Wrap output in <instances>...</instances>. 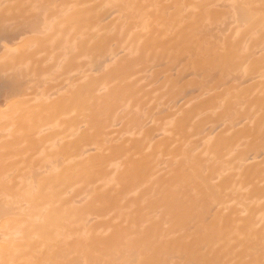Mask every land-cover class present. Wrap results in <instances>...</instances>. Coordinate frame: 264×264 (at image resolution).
<instances>
[{
    "label": "bare ground",
    "instance_id": "obj_1",
    "mask_svg": "<svg viewBox=\"0 0 264 264\" xmlns=\"http://www.w3.org/2000/svg\"><path fill=\"white\" fill-rule=\"evenodd\" d=\"M51 27L67 31L68 111L54 123L45 101L38 143L44 102L17 112L24 82L5 70ZM16 31L38 46L0 60V264H264V0H0V37ZM2 114L26 117L31 150L53 132L48 174L31 168L44 153L19 161Z\"/></svg>",
    "mask_w": 264,
    "mask_h": 264
},
{
    "label": "rangeland",
    "instance_id": "obj_2",
    "mask_svg": "<svg viewBox=\"0 0 264 264\" xmlns=\"http://www.w3.org/2000/svg\"><path fill=\"white\" fill-rule=\"evenodd\" d=\"M5 19H6V18H5ZM52 28H53V27H51V29H50V28L47 29V30L43 33V35H47V33H51V34H49L50 37L47 36L48 38H46V39H45V37H44L45 41H44L43 44H45V45L48 44V45H47L48 48H47V46H46V47L44 46L47 50H45V48H44V50H43V49L41 48L43 44H41V46L38 47V48L42 49L44 52H43L42 50L39 51V52L36 50L37 53L34 54V56H30V57H28L29 59H26V57H25L26 60L23 59L24 62H21L22 60H21L20 57H21L22 55H21V56H20V55H17V56H20V57H16L17 60H18V62H17V60H16L17 63L15 62V64H16V65H15V64H12L14 61H9V62H11L10 64H8L10 67H9V69L6 68V70H5L6 73H5V74H6V76H7V72H8V75H9L13 70H14V72H15V71H16V72L18 71V72H19V73H18V76H19V78H22V81H21V82H17V84L19 85V83H23V82L26 83V84L23 83L22 85L20 84V86L25 90V92L22 91V90H21L22 88H21V89H20V90H21V93L17 91L18 95H19V93L21 94L20 96L14 94V95H15L14 98L18 97V99H19V98H21V96L23 97L22 100H23V103L25 104V107H26V108L24 107V104H23V103H21L20 105L18 104V102H19L21 99L17 100V98H16V99L12 100V101H16V102L18 101L17 104L19 105V108H20V109H19V110H16L17 112L20 111V110L22 109V106H23V108H25V109H22V110H21V113H22V114L19 112L21 115H24V114H23L24 111H25V115H30L31 113H34V114L36 115V113H39L38 111L40 110V108L43 107V104H44V105L46 104L45 101H47V104H46V105H47V108H49V107L52 105L49 109H51V108H53V109L50 110V111H51V112H50L49 109L47 110L46 106H44V108H42V110L45 111V113L47 114V116H51V115H52L51 117H54V118H52V119L50 118V121L54 119L53 122L55 123V122L57 121V118H58V121H61V122H62V120H60V119H62V118H64V117L66 118V116H67L66 109H67V106H68V105H67L66 101H68V100L65 99V100H66V101H65L66 105H65V104H64V106L61 105L62 107H60L59 104H63V103H64V102H62L63 99H61V98H64V94L67 93V92H65V90H68L67 88H68V76H69V72H68V71H69V67H66V66H67V65H66L65 68H64V65H65V64H64V60H65V63H66V61L68 62V60H66V56L68 57V55H69V52H68V51H70V47H68V48L65 47L66 45L68 46L69 43L67 42V40H68L67 31H66L65 34H64V35H66L67 37H66V36L64 37V35H62V32L64 33V31H63V30H64V27H60L61 30H62L61 32H60V30H58V29H60L59 27H58V29H57V27H54L53 29H52ZM54 29H56L57 33L53 35L52 33H54V32H52V31H54ZM65 30H66V29H65ZM10 32H12V31H10ZM16 32H18V31H16ZM16 32H15V35H14V36L12 35V34H14V33L10 34L9 32H7V36H6V37H5V35H4V36L2 35V37H0V55H2V56H0V57H1L0 60L3 59V58L5 59V57H7V56H9V57L12 56V57H13V55L11 54L13 51H14V52H17V51L20 52L18 49H14V48H19L21 51H24V50H25V53H26L27 50L29 51V50L32 49L33 47L38 46V44L36 45V43H35V42H36L35 39H34V42H32V41H33L32 38L35 37L34 35H35L36 33H33V34H32L31 32H30V33H26V36H27V35H32V36H34V37L31 38L30 36H27V37H28L27 40H24L23 38L21 39V37H20V35H19V32H18L17 35H16ZM9 34H10V35H9ZM51 35L53 36L52 38H51ZM55 35H56V36H55ZM60 35H62L63 37H62V36L59 37V40H61V41H63V42L60 43V41H59V44H57V43H56L57 41L54 40V37L57 38V37L60 36ZM14 37H16V40H15ZM8 38H9V39H8ZM49 38H50V39H49ZM56 38H55V39H56ZM20 39H21V41H20L21 43H24V42L26 43L27 41H28V42L31 41V42L27 43V45L24 44V45H25V46H24L25 48H23V47H22L23 44H22V46H20V42H17V41H19ZM47 39H49V40H47ZM52 39L54 40V42H53ZM2 40L5 41V42H7L6 44L11 48V49H9V48H7V46H6V47H5V50H6L5 53L3 52V51H4V48H3L2 44H4V42L2 43V42H1ZM6 44H5V45H6ZM60 44H62V45H60ZM50 45H51V46H50ZM54 46H56V47H54ZM60 46H61V48H60ZM26 47H27V48H26ZM57 47H58V48H57ZM53 48H54V49H53ZM35 49H36V48H35ZM40 49H38V50H40ZM51 50H52V51H51ZM1 51H2V52H1ZM32 51L35 52V50H32ZM49 51H50L51 53H49ZM30 52H31V51H30ZM30 52H29V53H30ZM34 52H33V53H34ZM46 52H48V56H47V58L44 60V61H45V62H44V61L42 60V58H44V55H43V54H46ZM56 52H57L58 54H57ZM66 52H67V53H66ZM2 53H3V54H2ZM8 53H10L11 56H10V55H7ZM55 53H56V54H55ZM60 53H61V54H60ZM14 54H15V53H14ZM27 54H28V53H27ZM67 54H68V55H67ZM6 55H7V56H6ZM23 55H24V52H23ZM32 55H33V54H32ZM40 55H41V56H40ZM42 55H43V56H42ZM50 55H51V56H50ZM52 55H53V56L55 55V59H52ZM14 56H16V55H14ZM24 56H26V54H25ZM9 57H8V58H9ZM40 57H41V59H40ZM63 57H64V58H63ZM18 58H19L21 61H20ZM22 58H23V57H22ZM32 58H33V59L36 58V62L38 61V64H37L36 62L34 63L33 61H34L35 59L33 60ZM11 59L13 60L14 58H9V60H11ZM30 59H32V61H30ZM37 59H38V60H37ZM56 59H57V60H56ZM53 60H55V62H56V64H54V65L52 64V61H53ZM6 61H7V60H6ZM29 61H30V63L32 62V64H33L32 67H29V66L31 65V64L29 63ZM42 61H43V62H42ZM39 62H40V63H39ZM48 62H51V63H48ZM59 62H60V64H59ZM4 63H5V62H4ZM7 63H8V61H7ZM47 63L49 64V67L51 66V64H52V66H54V67H52V68L50 69V68L47 66V65H48ZM53 63H54V61H53ZM57 63H58V65H57ZM18 64H19V65H18ZM25 64H27V65H25ZM35 64H36V68H35ZM39 64H41L40 66H41V68L43 67L44 70H46L44 67H45V65L47 64V65H46V66L48 67V68H47V74H45L46 71H44V70H43L44 73L42 72V70L40 71V73L37 72V71H39V70L41 69L40 66H38L39 70L37 69V65H39ZM63 64H64V65H63ZM68 64H69V63H68ZM8 65H6V67H7ZM17 65H18V66H17ZM28 65H29V66H28ZM12 66H13V67H12ZM68 66H69V65H68ZM15 67H16V68H15ZM21 67H22V68H21ZM28 67H29V68H28ZM60 67H62V68H60ZM19 69H20V70H19ZM22 69H23V71H22ZM29 69L31 70L30 73H29V71H30ZM35 69H37V71H36L37 74H38V75L40 74L39 77H38V76H32V75H37V74H34V73H36V72H35ZM27 70H28V72H25V71H27ZM33 70H34V71H33ZM20 71H21V72H20ZM62 71H63V72H62ZM9 72H10V73H9ZM14 72H12V73H14ZM50 72H52V73H50ZM55 73H56V74H55ZM64 73H65V74H64ZM15 74H16V73H15ZM19 74H20V75H19ZM30 74H32V75L30 76ZM11 75H12V74H11ZM11 75H9V76H11ZM28 75H29V77H32L31 80H30V78L27 79V76H28ZM52 75H53V77L56 75V77H54L55 79L52 78ZM57 75H58V76H57ZM3 76H5V75L3 74L2 77H3ZM9 76H7V78H9ZM20 76H21V77H20ZM22 76H23V77H22ZM0 77H1V76H0ZM11 77H13V76H11ZM33 77H37V78L34 79ZM3 78H4V77H3ZM25 78H26V79H25ZM41 78H42L44 81L41 80ZM46 78H47V80H48L47 83L45 82ZM62 78H63V80H62ZM4 79H5V78H4ZM10 79H11V78H10ZM32 79H34V80H32ZM51 79H52V80H51ZM0 80H1V79H0ZM18 80L20 81L21 79H18ZM47 80H46V81H47ZM58 80H62L63 82H61V84H60ZM3 81H4V80H2V82H3ZM5 81H6V79H5ZM8 81H9V80H8ZM8 81H6V82H4V83L7 84ZM2 82L0 81V83H2ZM57 82H58V83H57ZM4 83H2V84H4ZM9 83H10V81H9ZM9 83H8V85H9ZM45 83H46V84H45ZM48 83H52V84L55 83L54 85H56V84H57V85L54 86V87H52L53 85L50 84V85H51V87H50V86H47ZM64 83H66V85H63ZM17 84H16V85H17ZM37 84H38V85H37ZM0 85H1V84H0ZM8 85H7V86H8ZM10 85H11V84H10ZM13 85H14V83H13ZM27 85H28L29 87H27ZM4 86H6V85H3V86L0 87V108H1V107H4V106L7 107V105H4V104L7 103L6 101H7L8 99H10V100L12 99V98H8L9 95H7V94H10V92L8 93L9 88H8V87H4ZM45 86H47V88H46ZM57 86H58L59 88H58ZM9 87L12 88L13 86H9ZM16 87H18V86H16ZM16 87H13V88L16 89V90L19 89V88H16ZM56 87H57V90H56ZM48 88H50V89H48ZM14 89H12V91L10 90V91H11V96H14V95L12 94V92L15 91ZM33 89H34V92H33ZM47 89H48V90H47ZM52 89H53V90H52ZM27 90H28V91H27ZM46 90H47V91H46ZM30 91H32L33 93L30 94V93H29ZM37 91H41L40 93H38V95L41 94V95H39V97L37 96V94L35 95V93H37ZM45 91H46V92H45ZM51 91H55V92L51 93ZM61 91H62V92H61ZM5 92H6L7 94H6ZM22 92H23V93H22ZM49 92H50V93H49ZM63 92H64V94H62ZM17 93H16V94H17ZM26 93H27V94H26ZM47 93L49 94V96H50L51 98L54 97V95H55L56 93H57V94L55 95L56 97H57V95L59 96L60 93L62 94L63 97L61 96V97H59V99L56 98V99H54V102L51 101V102H50L51 104H48V103H49L48 100L51 99V98H48V94H47ZM61 94H60V95H61ZM4 95H5V96L7 95L8 97H5ZM67 95H68V94H67ZM67 95L65 94V96H67ZM11 96H10V97H11ZM26 96H27V97H26ZM28 96H33L34 99H31V100H30V99L28 98ZM41 96H42V97H41ZM4 97L7 98V99H5ZM25 97H26V98H25ZM40 97H41V98H40ZM27 98L29 99V101L26 100ZM35 98L37 99V101H39L40 99H44V100H41V102H37ZM54 98H55V97H54ZM65 98H67V97H65ZM38 99H39V100H38ZM57 99H58V100L61 99L60 101H61L62 103H61V102H60V103L57 102L59 107L56 106L55 110H56L57 108H60V109L62 108V109H61L59 112L57 111L59 116H57V115H56V116H53V110H54V107H53V106H54L55 103H56L55 101H58ZM4 100H5V102H4ZM22 100H21V102H22ZM24 100H26V101H24ZM52 100H53V98H52ZM12 101H10V103H8V107H9V108L11 107L9 104H11V105L13 104L12 107H13L14 105L17 106V104H15L14 102L12 103ZM27 101H28V103H30L29 106H27L28 104L26 105V103H25V102H27ZM63 101H64V100H63ZM8 102H9V101H8ZM31 102L34 103V104H32ZM35 102L38 103V104L40 103V105H41L42 102H44V103H42V105L39 107V105L36 104ZM2 104H3V106H2ZM21 105H22V106H21ZM32 105L35 106V107L33 108ZM20 106H21V107H20ZM30 106H31L32 108H31ZM48 106H49V107H48ZM12 107H11V109H14V108H12ZM37 107H39V109H37L38 111L35 109V108H37ZM63 108H65V109H63ZM3 109L5 110V108H3ZM3 109H2V110H3ZM7 109H8V108H7ZM11 109H10V110H11ZM16 109H17V107H16ZM26 109H27V110H26ZM2 110H1V111H2ZM4 110H3V111H4ZM23 110H24V111H23ZM34 110H36L37 112L34 111ZM42 110H40V113L38 114V116H34L33 114L30 115L31 118H32V117H36V121L33 123L34 125H35V123H39L40 121L42 122V120H43L44 118H45V121L48 122V119L46 118V116H45L46 114H45V113L43 114V116H45L44 118H39V115H40V114H41V116H42V113H43V112H41ZM55 110H54V112H55ZM63 110H65V111H63ZM1 111H0V118H1ZM5 111H7V110H5ZM22 111H23V112H22ZM26 111H28L29 114H28V112H26ZM30 111H32V112H30ZM67 111H68V109H67ZM7 112H10V111H7ZM11 112H14V111L11 110ZM11 112H10V113H11ZM17 112H16V114L13 113L14 116H13L12 118H14V119L16 118L15 116L18 114ZM64 112H66V114H64ZM26 113H27V114H26ZM51 113H52V114H51ZM20 114H19V115H20ZM60 114H61V115H60ZM3 115H5V114H2V117H3ZM8 115H10L9 117H11L12 113H11V114H8ZM32 115H33V116H32ZM17 116H18V115H17ZM20 117H23V116H19V120L17 119L19 122L21 121L20 119H25V120H26V117H25V118H24V117H23V118H20ZM28 117H29V116H28ZM30 117H29V118H30ZM55 117H57V118L55 119ZM4 118H5V119L8 118V117H7V114H6V117L4 116L2 119H4ZM12 118H11V119H12ZM31 118H30V119H31ZM59 118H60V119H59ZM5 119H4V120H5ZM9 119H10V118H9ZM9 119L5 120L4 123H3V125L6 124V121H7V124H6V126H5L6 129L4 130L6 135L9 136L11 133H13V134H11V135H15V134L18 135V136L15 135V136H17L15 139H14L15 136H13L14 142L17 144V146H15V147H17V148H15L16 150H14V151L22 150V148L24 149L25 146H26L27 149H28V150H25V149H24L23 151H25V152L22 151V153H20L21 155H20L19 152H18V154H19L20 157H21V159L19 160L20 162H21V160H23V159L25 158L26 155H28L30 152H32V150H35V149H36V142L39 143V142L41 141L40 139L43 140V138H41V136L43 135V134H42L43 131H44L43 133H47L48 130H51V129L53 130V128H51V127L53 126V124H52L53 122H50V121H49V123H48L47 125H46V124H45V125H46L47 128H48V126H50L51 129H50V128H49V129L45 128V129L43 130L44 126L42 127L41 125H44V124L41 123V122L38 124L39 127H40V126H41V127H40V129H38L37 131H35V130H36V127H34L35 129H32V128H33V127H32L31 129H32L33 131H35L36 133H35V132H31V133L34 134V135L31 134V135H32L31 137H34V136H35V138H37V139H35L36 142L34 141V142H32V143H31L30 140H29V142L26 140V144L29 143V145H30V144H31V145H35V146H34L35 149L32 147V150H31V149L28 148V144H27V145L24 144L25 140L21 138L22 136H24V137L27 138V134H28V133H26V135H22V134H25V130H26V129L28 130V127H29V126L27 127V125H26V124H27V120H26V121H25V120H22L21 124H23V122L25 121V122H24V125H20V124H17L18 122L16 123L17 120L15 121L14 119H12V121H8ZM11 119H10V120H11ZM37 119L39 120V122H37ZM32 120H33V118H32ZM32 120H30V121L32 122ZM8 122H11L10 125H8ZM13 122H14V123H13ZM31 122H28V123L30 124ZM43 122H44V121H43ZM44 123H45V122H44ZM11 124H12V125H11ZM15 124L18 125V127H19V125H20L21 128L24 129V131H22V130L19 131L20 129L18 130V127L14 128L13 125H15ZM31 124H32V123H31ZM40 124H41V125H40ZM36 125H37V124H36ZM11 127H13V129H15V130H13ZM30 127H31V126H30ZM29 129H30V128H29ZM9 130H10L11 133L9 132ZM12 130H13V131H12ZM32 130H30V131H32ZM45 131H46V132H45ZM8 132H9V133H8ZM14 132H15V134H14ZM26 132H27V131H26ZM40 133H41V134H40ZM50 133H53V132H50V131H49L48 134H47V136H49ZM29 134H30V133H29ZM21 135H22V136H21ZM38 135H39V136H38ZM19 136H21V137H19ZM28 136H29V135H28ZM47 136H46L47 139H46V140L44 139L45 142H44V143L42 142V143H43L42 145L40 144L38 151L35 150L36 153H34V154L31 153L32 155L29 154V155L31 156V158H29L30 156H28V157L26 156V157H27V160H28V159L30 160V161H28V163H29V167H31V166H32L31 164L33 163V162L31 163V161H34V160H33V157H34V159H36L34 155H36V156H40L41 154L44 153L42 159L39 157L40 159H38V161L35 162L36 164L38 163L37 166H35V165H36V164H35V165H33L31 168L33 169V167H34V169H36V171H38V170H39V171H43V173H45V174H46V173L48 174V171L50 170L49 168L51 167V157H49L51 154H50L49 151L51 150V149H50V147H51L50 140H51V136H52V135L50 134L49 137H47ZM24 137H23V138H24ZM18 138H21L22 141H23V140H24V141H23V142L19 141V142H21V144H20V143L17 142V141H18V140H17ZM44 138H45V137H44ZM33 139H34V138H33ZM33 143H34V144H33ZM40 143H41V142H40ZM18 144H19V145H18ZM23 144H24L25 146H24ZM46 145H47V147H46ZM21 146H24V147H21ZM37 146H38V145H37ZM30 147H31V146H30ZM18 148H19V149H18ZM35 151H33V152H35ZM44 151H45L47 154H48V152H49L50 155H46ZM47 151H48V152H47ZM7 153H8V151H7V152H6V151L4 152V155L6 154V155H5V158H9V156L11 157V155H12L11 153L14 154L11 158H9V160L11 159V163L13 162L14 157H15L16 159H17V158L19 159V157H18L19 155H15L14 152H10V151H9L8 155H9V154H11V155H9L8 157H7ZM25 154H26V155H25ZM41 156H42V155H41ZM44 156H45V157H44ZM3 159H4V158H3ZM16 159H15V160H16ZM18 159H17V160H18ZM48 159H50V160L47 161ZM6 160H8V159H6ZM9 160H8V161H9ZM17 160H16V162H17ZM19 161H18V162H19ZM23 161H24V160H23ZM39 161H40V162H39ZM1 162H3V161L1 160ZM16 162H15V163H16ZM18 162H17V163H18ZM20 162H19L18 164H14V165H13V163L11 164L10 161H9V162H6V163L8 164V166H9L10 164L13 165V166L15 167V168L12 167L14 171H16V169H17V170H19V172H21V173L23 172L24 174H25V173H29L30 175H33V174L31 173V171H30L31 169L27 166L28 163H25L27 169H26L25 171H22L23 169H21V168L23 167V166H22L23 164H21V163H23V162H21V163H20ZM25 162H26V161H25ZM6 163H5V164L3 163L4 165H3L2 168H4V167L6 166ZM9 163H10V164H9ZM45 163L47 164V166L49 165L48 168L45 166V165H46ZM20 164H21L22 167L20 166ZM44 164H45V165H44ZM15 165H17V166H15ZM30 165H31V166H30ZM1 166H2V165H1ZM24 166H25V165H24ZM17 167H21V168H20L21 170L18 169ZM6 168H7V167H5V169H6ZM9 168H11V167H9ZM12 168H11V170L9 169L8 171H9V172H10V171H13ZM5 169H4V170H5ZM2 170H3V169H2ZM28 170H29V172H28ZM6 171H7V170H6ZM39 171H38V173H36L38 176H39ZM3 173H4V172H3ZM6 173H7V172H6ZM6 173H5V175H7ZM41 174H42V172H41ZM41 174H40V175H41ZM26 175H27V174H26ZM26 175H25V176H26ZM30 175H29L27 178L25 177V180H24L25 184H28L29 182H30L29 184H33V183H34V181H32V179H31L32 177H30ZM34 175H35V174H34ZM34 175H33V176H34ZM38 176H37V177H38ZM29 177H30L31 181H29ZM37 177L33 178V180H35Z\"/></svg>",
    "mask_w": 264,
    "mask_h": 264
}]
</instances>
